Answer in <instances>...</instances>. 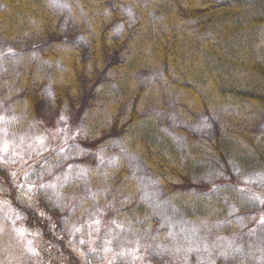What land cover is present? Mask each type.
<instances>
[{
    "label": "rangeland",
    "instance_id": "obj_1",
    "mask_svg": "<svg viewBox=\"0 0 264 264\" xmlns=\"http://www.w3.org/2000/svg\"><path fill=\"white\" fill-rule=\"evenodd\" d=\"M78 1H43L59 24L50 36L54 43L48 47L30 36L3 34L19 19L12 9L3 12L9 17L7 24L5 18L0 23V162L26 170L25 185L20 184L17 190L35 193L50 211L61 215V235L84 252L90 264H264V106L248 118L228 106L193 108L194 102L185 103L169 80H176L169 67L180 72L185 60L203 52L204 41L207 46L212 42L209 23L202 19L201 25L197 23L192 29L174 22L177 7L170 0L163 10L158 8L150 15L154 21L150 27L158 29L161 40L151 30L144 33L141 44L142 36L133 38L139 34L131 29L137 23L138 10L149 13L153 1L108 0V7L118 5L123 20L114 23L105 11L108 25L101 33L105 32L107 39L132 41L106 64H113L116 67L111 68L117 71L132 68L129 80L136 85L125 79L120 90L109 94L113 98L121 95L122 112L136 110L139 121L129 123L134 129L130 134L129 129L115 130L122 135L100 142L99 136L88 138L94 129L89 124L90 111L107 96L102 92L106 76L113 79L119 73L99 72L92 81L85 78L94 61L89 42L98 34L82 29L81 33L80 25H76L78 19L84 29L88 27ZM201 1L219 5L229 0ZM26 10L27 5L22 12L28 15ZM27 18L25 28L32 24ZM170 41L174 42L173 49ZM134 42L142 47L150 42L153 50L145 47L142 55L133 54ZM155 45H162L160 50L165 53L161 58ZM208 48L215 57L208 66L213 70L221 60L214 48ZM55 50L79 55L86 81L85 96L79 103L70 97V105L60 106L54 96L53 83L68 78L61 60L48 56ZM201 74L205 78L200 81L205 84L208 74L204 70ZM207 86L196 92L212 103L216 94ZM129 87H134L131 95ZM29 94H35L38 101ZM143 140L149 145L159 144V150L165 151L164 160L189 177L183 197L175 193L177 190L166 191L144 161L137 147ZM181 162H186L187 170ZM120 167L133 190L119 189L121 197L115 199L112 194L117 190L107 170ZM134 197L143 212L130 216L124 211ZM19 200L17 196L11 202L0 198V264H40L36 234L22 226L27 221L24 214L32 212ZM46 228L49 230V224Z\"/></svg>",
    "mask_w": 264,
    "mask_h": 264
},
{
    "label": "trees",
    "instance_id": "obj_2",
    "mask_svg": "<svg viewBox=\"0 0 264 264\" xmlns=\"http://www.w3.org/2000/svg\"><path fill=\"white\" fill-rule=\"evenodd\" d=\"M43 1L44 0H0V23L1 20H3L2 18H5L4 23H6L9 17L8 14L3 13L4 9L7 11L6 8L12 9L13 12H15L14 15H17V18H19L17 22H14L9 27L7 25L8 28L3 30V34L7 36L13 34H22L25 35V37L30 36L34 38L35 41H40V43L43 42L41 43L43 45L46 43L47 47L54 43L52 42L53 38L50 36L54 32L53 30L58 29L59 24H57L55 22L56 19L53 18L55 15L54 12L50 8H46V4H44ZM152 1L153 6L149 7V13L146 10H138L140 14L136 19L137 23L131 29V31L134 32L133 34H139L137 36L133 35V38L137 39L140 35L142 36L140 43L146 36L145 34H149L151 30H153L154 37L160 38L161 40V33L158 29L154 30L150 27V25H154L153 18H151L150 15L153 12L156 13L160 9L163 10L164 5H167L170 0ZM173 1L175 2L174 5L177 7L174 8L177 14L173 15L172 20L192 29L196 28L199 24L201 25L200 21L202 19L206 20L210 26L209 33L212 36V42L207 46L206 43H204L206 41H204L202 46L204 47L203 52H205H199L198 57L192 56L191 59L185 60L184 69H180V72L179 69L174 70V68H168L167 65L168 71L176 79H169L172 83L171 86L179 89L185 103L193 101V108L207 107L209 109H214L228 106L234 108L240 117L243 118L256 115L264 106V0H229L226 4L219 5L206 3V1L201 0V3L199 0ZM107 3L110 5L108 0H79L78 3H76L80 5V11L88 26L84 25L88 30L84 29L81 22L77 19L76 25H80V31L82 29V31L85 30L87 33L91 32L95 35L97 32L98 34L91 40V43L89 42L94 61L92 57H90L93 61L90 65L91 71L89 70L88 76L85 78L92 81L97 77L99 72L107 74L108 72L119 73L118 77L113 75V79L108 78V75L106 76L107 78L104 80L106 89L102 87V92L107 94V96L101 97L98 104H96L97 107L92 106L90 111L89 124L94 127V129L89 132L90 136L88 138L91 139L99 136L98 141L100 142L122 135L120 133L116 134L117 131L115 130H122L123 132L129 129L128 133L130 134V131H134V129L131 128L133 124L130 125L129 123H131V121H134L133 123L139 121L136 119V110L130 109L129 114H124L122 112L121 109L123 107L120 102L121 95L114 97L115 99L111 96L115 91L120 90L121 81L125 79L128 80V83L130 82L131 86L136 85L134 80H129L130 76L133 75L131 72L132 68H123L117 71L111 68V66L116 67L113 64H106V61L108 62V59H110L116 51L122 50V47L132 41L129 40V38H124L123 40H121V38L119 39L120 41H116L113 38L107 39V34L105 35V32L101 33L103 31L102 29L108 25L106 22L107 16L114 23L123 20L122 15H120L117 9L118 5H113L112 3L111 6L113 8H111L108 7ZM156 4H159V6ZM26 5L28 7V10H26L28 15L22 12ZM203 10L204 13L199 12ZM105 11L107 16L104 14ZM138 11L135 12L139 13ZM146 13L148 14L146 15ZM25 16L28 17V21L32 22V24H30V26L28 25L26 28L24 25V21H26ZM197 23L198 25L196 26ZM172 32L173 30L170 31L167 36L170 37ZM166 39L169 41V38L165 36L164 40ZM225 39H227L228 43H226ZM159 43H162V41ZM141 44L139 45L138 43L134 46L133 54L138 53L142 55V51L145 52V47H147L149 52L153 50V44L151 45L150 42L148 44L145 43V47H142ZM173 44L174 42H169V47L172 49ZM137 45H139V48H137ZM155 46L154 49L157 48L155 52L158 53L157 55L161 58L163 53H165L160 50L162 45ZM208 47L214 48L213 50L218 54L217 57L221 60V64H217V67L213 70H209L208 66L211 64V61L213 62L215 57L212 55L210 56L208 53L210 48ZM55 51H52L48 56L61 60V63H63L66 69L65 75H67L68 78L66 80L64 79L62 82L55 81V83H53L54 96L58 98V104L60 106L70 105L73 102L72 99L70 100V97H73L74 101L79 103L80 97L83 100L85 96L84 87L86 83V81H83L84 76L80 71L82 66H80L79 63L80 59L77 58L79 55L74 52L61 54L60 50H58V52L57 50ZM166 54L169 55L168 53ZM127 56H130V54H127ZM169 56L175 58L174 54H170ZM173 63L177 65L179 62L175 60ZM175 64L172 65L175 66ZM103 67H105V69H102ZM107 67H109L110 70ZM203 70L209 77L207 78L206 76L208 82H204L205 84H203V82L201 83L203 78H205L203 76L204 74H201ZM210 74H214V78H212ZM27 81L28 83L31 82L28 79ZM166 81H168V79H166ZM207 85H210L211 89L216 94L217 99L212 103H207L206 98L202 99V95L196 92V90L208 87ZM129 88V95H131V91H133L134 87L133 89L131 87ZM30 89H33V86H30ZM109 92L113 93L109 94ZM129 95L127 97H129ZM29 98L32 100L34 99V102L36 99L38 101L35 94H32V96L29 94ZM30 102L31 101H29V103ZM158 145L159 144L149 145L145 143L144 140L137 143V147L142 150L144 154H141L142 158L147 165L149 164L148 166L150 169L159 177L164 189L168 192L177 190L175 193L183 197L186 192V186L190 184L189 177L179 173L172 167L170 161L164 160L163 156H165V151L161 150V152L159 150L160 145ZM154 147L159 151L156 152L155 149H153ZM216 149H220V145H216ZM149 153L151 156H148ZM180 164L184 165L186 170L188 169L186 162H181ZM160 169L163 170L161 173L159 172ZM107 171L109 181L112 180L113 182V189L117 190L116 193L112 194L113 198L117 199L119 196L121 197L119 189L133 190L132 182L125 179L124 168L120 167L119 169H110ZM25 175L26 170L9 168L0 162V198H8L11 202L12 198L17 196L20 199L19 201L28 208L26 209L27 211L31 209L32 214L29 212L24 214L27 221H23L25 224L22 226L36 234V252L39 256L38 261H40V264H90L89 262L87 263L84 252L78 249L77 246L69 243L64 235H61V224L59 223V219H62L61 215L58 214L59 217L53 213V211H50L39 201L35 193L31 194L29 191L26 192L24 189L20 190L19 188V191L17 190L20 184L22 186L25 185L23 183V177ZM178 182H181V184L178 185ZM24 188L27 187L24 186ZM136 202L137 199L134 197L132 204L130 203L125 208L124 212L130 216H133L132 213L140 215L141 212H143V208L138 207ZM11 205L15 206L13 204ZM15 209L17 212V208ZM117 212L118 211H116L115 214ZM48 224L49 230L46 228ZM30 237L32 236L28 235L27 238Z\"/></svg>",
    "mask_w": 264,
    "mask_h": 264
}]
</instances>
